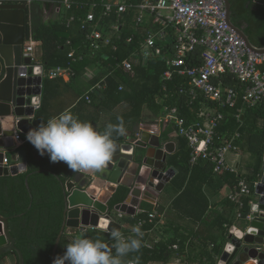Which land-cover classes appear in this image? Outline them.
Here are the masks:
<instances>
[{
  "label": "trees",
  "instance_id": "16d2710c",
  "mask_svg": "<svg viewBox=\"0 0 264 264\" xmlns=\"http://www.w3.org/2000/svg\"><path fill=\"white\" fill-rule=\"evenodd\" d=\"M50 1L61 3L64 0ZM101 1L70 0L71 10L68 18L62 24L50 26L44 24L42 7L39 1H34L28 11V35L33 40L42 44V60L45 69L49 70L59 66L65 67L71 64L76 73L73 79L74 83L82 82V76L87 69H94L97 72L96 78L89 85H86L85 88L74 87L78 90L77 96L82 98L74 108L77 118L80 121L96 123L99 121V112L102 108L113 110L121 105H125V110L112 118L109 124L116 125L120 119H123L125 132L132 131L135 134V125L143 123L142 118L146 111L156 118L161 116L163 110L162 106L157 103V98L169 94L171 97H169L168 105L171 108L177 106L181 116L186 119L187 124L196 121V114L201 107V102L196 104L192 109L183 105L182 99L176 93V84L182 83L181 78L176 77L173 82H162L163 75L171 69L170 59L172 55L169 48L168 53L164 52L165 56L155 58L146 66L136 67L135 75L121 69L113 71L111 75L107 76L106 89L98 90L101 91L102 97H99V92H91V89L109 74L106 71V66L109 63L121 62L128 58L129 53L134 49L133 45H127L125 42L119 44L120 49L117 53L112 52L110 48L104 52H93L90 49L85 38V30L82 29L83 24L80 20L86 18L91 3H100ZM230 3L233 23L244 30L254 46L263 48L264 7L257 5L254 0H230ZM73 16L77 17V21L73 22L70 28H67L66 23ZM129 35L128 32H125V38ZM68 41L71 42L70 45H68ZM72 50L85 56L83 61L72 63V60L69 58ZM97 64L101 65V67H97ZM262 69L264 70V66ZM48 80H44V87ZM224 83L229 87L240 90L241 84L232 77L225 78ZM164 84L167 87L165 92L163 91ZM121 87H123L122 91H120ZM44 99L45 92L41 108L38 110L36 117V128L42 123L46 124L50 118L56 117V115L49 113ZM237 108L246 110L245 116L252 123L251 130L250 128H241V119L238 121L234 117L236 111L231 110L228 111L229 116L226 121L218 129L217 141H220L224 136L233 135L236 132H240L243 135L249 130L251 133L255 131L252 137L262 143L261 148L257 151L259 157L257 173L252 182L243 177L253 188L254 183L258 182L262 177V166L264 163V106L257 109L244 107L241 94ZM155 121L148 123L154 124ZM259 122H262L263 125L262 132L260 133V129L257 126ZM107 125L101 127L98 131H103ZM164 126L166 129H164L163 136L167 139L173 132V129L166 125ZM113 139L115 143L122 142L124 135L113 133ZM179 140V151L174 155L173 163L179 168L180 172L172 182L177 186L180 194L174 200V206L181 208V205L188 203L190 205V214L205 225L206 223L203 221V218L209 210V202L203 189L206 186L215 185L216 182H219L221 187L224 184H228L234 189L238 185L239 178L236 177L235 179L232 174L216 175L213 172V165L209 162L200 161L196 165L191 166V151L188 144L183 139ZM32 146L30 142L26 144V148L30 151L33 149ZM29 165L30 168L26 173L4 178L6 183L9 182L8 185L12 193V205H9L7 208L6 216L8 219L20 218L24 221V236H20L16 240L18 248L24 255L25 264H50L53 249L64 222V185L72 171L68 169L67 172L59 174L56 170H53V167L50 166L51 164H47L46 161L37 162L33 157H30ZM129 193L128 189L122 187L117 191L110 202L112 212L115 211L116 205L126 201ZM147 193L155 196L158 195L150 188L147 189ZM248 203L249 201H247ZM227 204L231 217L227 219L222 217L216 221L217 233H209L208 229L206 232L207 236L201 238L202 236L199 237L197 236L198 234L195 236L193 233L185 235L180 233L179 229H173V227L166 225L163 234L160 235L159 243L154 246L153 250H149L146 247V243L153 242L154 238L159 236V232L155 234L149 233L150 230L154 229L156 223H150L148 220V215L154 211V207L142 202L140 204L142 213L135 216H126L123 220L118 219V222L125 224L122 231L125 236L132 233V228L139 221H146L142 229L144 235L141 249L139 252L129 253L123 259L127 262L138 257L140 264H167L181 258L185 253L184 250L187 242H190L189 261L192 264H217L216 257L222 254L227 241V227L232 226L236 222V206L229 199ZM164 211L163 208H158L159 214H163ZM249 212L250 207L247 205L244 214L246 215ZM1 214L4 215L3 213ZM210 231L212 232V230ZM82 237L101 239L106 243L102 234L96 231L87 232ZM195 239L200 242L197 243ZM176 243H179L180 251L173 253L169 250V246ZM68 244L66 237L63 236L57 257L64 254L66 251L65 247ZM210 245L212 248H210Z\"/></svg>",
  "mask_w": 264,
  "mask_h": 264
},
{
  "label": "built area",
  "instance_id": "2783aa9c",
  "mask_svg": "<svg viewBox=\"0 0 264 264\" xmlns=\"http://www.w3.org/2000/svg\"><path fill=\"white\" fill-rule=\"evenodd\" d=\"M34 1L21 0L23 4L31 6ZM70 6L69 0H66ZM98 10V11H97ZM77 17H71L66 27L70 28ZM85 30V38L93 52H104L110 48L117 53L119 44L125 42L133 45L134 49L128 58L121 62L109 63L106 71L109 73L100 81L93 90H105L107 76L117 69L135 75L136 67L146 66L155 58L165 56L164 52L171 51L170 67L162 77V82H173L176 77L182 83L176 84V93L183 101V105L193 108L201 102L197 112V120L191 124L186 123L177 106L168 105L171 95L165 94L157 98V103L162 106L163 113L152 125L142 126L135 134L126 137V141L136 145L141 140L143 132L155 135L153 127L166 125L173 129L178 138L185 140L191 151L190 164L196 165L200 161L213 165L216 175L233 174L239 178L238 185L228 195V199L236 206V222L227 227V239L254 221L264 220V210L260 209L261 195L256 193V188L264 175L254 183H250L240 175L237 167L229 161V156L239 153L241 133L224 136L217 141L218 129L229 116L228 111L235 110L234 117L240 121L243 109H238L237 104L242 94L244 107L261 108L264 106V55L249 50L244 40L229 26L227 10L224 0H102L93 2L84 20H80ZM125 32L130 35L125 38ZM37 41L29 36L23 47L24 58L32 60V67L42 66L41 77L45 79L72 81L76 75L71 64L68 66L45 69L44 65L37 63L34 52ZM71 42L68 41V45ZM161 45V46H160ZM164 53V54H163ZM169 54V55H170ZM85 56L72 50L69 58L72 63L83 61ZM97 67L101 65L97 64ZM93 72L96 70L92 69ZM97 73V72H96ZM232 77L241 86L240 90L229 87L224 79ZM167 89L163 86V91ZM123 87L120 88V91ZM39 104L34 109L41 108ZM15 141L23 142L21 135H15ZM4 167H10L11 162L5 158ZM247 201L249 203L247 204ZM250 212L244 214L246 206ZM255 208H258L255 211ZM118 219L126 214L118 212ZM164 216L157 211L149 213L148 220L155 223L150 234L159 232L153 242H147L146 247L153 250L159 243L160 235L165 229ZM112 221L113 217L111 218ZM146 221H139L137 225L141 230ZM92 230L98 228H92ZM106 233H111L105 230ZM134 233L125 237L133 236ZM189 245L187 242L185 253L179 259L167 264H192L189 261ZM212 248V247H211ZM258 254H264V245L256 248ZM173 253L180 251L179 243L169 246ZM220 256L216 257L217 263ZM259 264L258 258L250 260ZM140 264V263H139Z\"/></svg>",
  "mask_w": 264,
  "mask_h": 264
},
{
  "label": "water",
  "instance_id": "95a60500",
  "mask_svg": "<svg viewBox=\"0 0 264 264\" xmlns=\"http://www.w3.org/2000/svg\"><path fill=\"white\" fill-rule=\"evenodd\" d=\"M224 1L229 26L244 40L249 50L264 55V47L254 46L244 30L233 23L230 0ZM28 11V6L23 3H0V177L27 172V167L23 166H27V152L18 150V142L14 138L18 131L26 136L34 128V107L39 104L43 91L40 87L42 79L38 77L43 67H32V60L23 56V47L29 38ZM115 144L116 151L104 170L72 171L66 181L64 222L50 264L57 257L66 229L92 227L109 232L113 228L121 231V226L111 220L113 212L110 209V202L121 187L130 193L126 201L116 205L114 210L134 216L136 211L130 207L132 198L145 199L148 188L161 192L175 177V170L168 167V155L175 149L173 143H164L160 138L143 132L136 145L127 141ZM17 150L18 164L4 167L5 153ZM256 193L262 196L259 203L260 209L264 210V175ZM262 245L264 220L254 221L227 239L217 264H254L250 260L255 258L261 260L259 264H264V254L256 251ZM9 255H17L18 264H25L10 221L0 213V264H8Z\"/></svg>",
  "mask_w": 264,
  "mask_h": 264
},
{
  "label": "crops",
  "instance_id": "0c3cea01",
  "mask_svg": "<svg viewBox=\"0 0 264 264\" xmlns=\"http://www.w3.org/2000/svg\"><path fill=\"white\" fill-rule=\"evenodd\" d=\"M254 2L257 5H261L264 7V4H262L260 0H254ZM0 3L13 4V3H22V2L21 0H0ZM40 3L42 7L41 11L43 16V21L44 24L47 26L53 24H62L68 18V14L71 10L70 0H69L70 6L67 4L66 0H64L61 3L53 2L50 0H42L40 1ZM28 8L30 9L29 6ZM36 53L39 54L37 55ZM34 56L37 63L43 64V60H42L43 49H42V44L40 42H37L35 45ZM96 76H97L96 72L87 69L84 75L82 76L81 79L82 82L74 83V80L64 81L62 79L48 80L47 84H45V87L43 82L41 105L43 102V95L45 92L44 102L47 104L49 113L58 116L62 112L69 111L71 114L77 117L76 114L74 113V108L81 101L82 98L77 96L78 90L75 89L74 87L76 86L79 88H85V86L89 85L96 78ZM94 91L99 92L98 94L99 97L100 96L102 97V95L100 94L101 91L93 90V92ZM38 110L39 109L35 110V116L33 118L34 128H36V123H37L36 117L38 114ZM124 110H125V105H121L113 110L109 108L108 109L102 108L99 112L100 115L99 121L96 123L91 122V124L94 126L96 130H99L101 127L109 124L112 118H114L116 115L121 114ZM245 112L246 110L242 111V115L240 118L241 119L240 127L245 129L250 128L251 130L252 123H250V121H248V118H246ZM142 119H143L142 124L135 125L134 128L135 132L139 131V129L142 128V126L152 125L149 124L148 121L146 120L145 114ZM257 126L260 129L259 133L262 132L261 131L263 126L262 122H259ZM153 129L154 131H156V134L153 136L160 138L161 141L164 143H173L175 146L174 153L168 155V158L170 159L168 167H172L175 170L176 173L175 177H176L179 174L180 170L173 163V157L179 151V144H180L179 139L181 138H178L176 134L173 132L169 135L167 139L164 138L163 133H164V129H166L164 125L155 126L153 127ZM250 130L244 133L241 137V140L239 142V148L241 151L239 150L238 154L230 155L229 161L232 165L238 168L241 176L246 177L248 180H250V182H252L256 176L258 164H259V159H258L259 157L257 151L258 149L261 148L262 143H260L259 140L252 137L255 131L251 133ZM17 134L21 135L23 138V142L19 144L18 150L19 149L26 150L28 155L27 171L30 168L29 165L30 157H33L37 162L46 161L47 164H51L50 166L53 167V170H56L59 174L68 171L69 168L67 165H65L64 162L52 163L50 161V157L47 154L41 156L38 150L34 146H32L33 149L30 151L28 148H26V144L28 143L26 136L19 131L17 132ZM133 134L134 133L132 131L125 132L123 141H126L125 138ZM18 150L8 151L5 153V158L10 160L11 166L18 164V155H17ZM263 162H264V155H263ZM6 177H15V176L10 175V176L0 177V212L3 213L5 216H6V212L8 211L7 208L9 207V205H12L11 202L12 193L8 185L9 182L6 183L4 179ZM175 177L165 186V188L161 192H158L155 189H151L158 194L157 196L146 193L145 199H143L142 197L132 198L130 207L135 209L136 211L135 215L142 213V209H140V204L142 202L148 203L154 207V211L158 212L159 207L163 208L165 210L164 213L162 214L164 216L163 220L165 226L167 225L168 227L169 226L173 227V229H179L180 233H183L185 235H188L189 233H193L195 236L198 234L197 236L199 237L202 236L201 238L207 236L206 232L208 229H209V233H213V232L217 233V226H215L216 221H218L222 217H225L226 219L228 217L229 218L231 217V212L227 203H228V195L233 190V187L229 186L228 184H224L221 187V184L219 182H216L215 185L208 187L206 186L203 189V192L208 198V202H209V210L207 212V215L204 216L203 218V221H205L206 224L203 225L202 222H200V220L198 221L194 216L190 214V208H189L190 205L188 203H184L183 205H181V208L174 206V200L180 194L177 186L172 182L175 179ZM233 177L236 179L235 175ZM118 215L119 213L117 211L113 212V220H114L113 222H116L121 226V232H122L123 228L125 227V224H121L120 222H118V218H117ZM124 218H122L121 220H123ZM9 221L11 225L12 234L14 235V237L16 239H18V237L20 236L23 237L24 221L20 218L17 219L9 218ZM210 230H212V232ZM95 231L102 234V237L106 240V243L109 245V247L112 246L114 240L111 237V233H106L104 230L101 229L92 230L90 227L86 228L85 230L66 229L63 236L66 237L67 243H71L77 237H82L87 232H95ZM196 242L199 243L200 241L196 240ZM211 247L212 246L210 245V248ZM18 261L19 260L17 255H9L7 258L8 264H18Z\"/></svg>",
  "mask_w": 264,
  "mask_h": 264
},
{
  "label": "clouds",
  "instance_id": "9594fccd",
  "mask_svg": "<svg viewBox=\"0 0 264 264\" xmlns=\"http://www.w3.org/2000/svg\"><path fill=\"white\" fill-rule=\"evenodd\" d=\"M113 133L124 135L123 119L98 131L90 122L80 121L65 111L50 118L46 124L31 129L26 139L41 156L47 154L52 163L64 162L73 172H99L107 167L116 151ZM132 233L133 236L125 237L113 228L111 237L114 243L111 247L101 239L77 237L53 264H139L138 257L127 262L123 259L129 253L139 252L142 247L144 233L141 226H134Z\"/></svg>",
  "mask_w": 264,
  "mask_h": 264
},
{
  "label": "rangeland",
  "instance_id": "374dc122",
  "mask_svg": "<svg viewBox=\"0 0 264 264\" xmlns=\"http://www.w3.org/2000/svg\"><path fill=\"white\" fill-rule=\"evenodd\" d=\"M260 2H264V0H260ZM37 55L39 54V53H36ZM145 118H146V120L148 121V122H153V121H155L156 119H158L159 117H154L152 114H150L148 111H146L145 112ZM241 151V150H240ZM196 264H198V263H196Z\"/></svg>",
  "mask_w": 264,
  "mask_h": 264
},
{
  "label": "bare ground",
  "instance_id": "6f19581e",
  "mask_svg": "<svg viewBox=\"0 0 264 264\" xmlns=\"http://www.w3.org/2000/svg\"><path fill=\"white\" fill-rule=\"evenodd\" d=\"M104 223V222H103ZM103 225H105V224H103Z\"/></svg>",
  "mask_w": 264,
  "mask_h": 264
}]
</instances>
